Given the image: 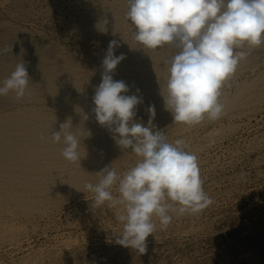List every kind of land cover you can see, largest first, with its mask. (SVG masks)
<instances>
[{
    "label": "bare ground",
    "instance_id": "bare-ground-1",
    "mask_svg": "<svg viewBox=\"0 0 264 264\" xmlns=\"http://www.w3.org/2000/svg\"><path fill=\"white\" fill-rule=\"evenodd\" d=\"M35 5L37 12L31 10ZM129 8V0H8L7 7L0 0V86L21 62L30 78L24 98L17 100L13 92L0 96V247L14 242L31 222L37 225L39 218L54 221L64 206L91 197L94 193L86 190L85 184L98 183V173L104 168L112 167L118 175L141 159L131 149L121 147L119 137L96 120L93 97L102 82V62L111 41L118 44L114 55L125 57L112 73L113 79L125 82L129 88L126 95L142 99L134 122L148 126L151 118L154 130L163 132L169 143L191 128L175 122L165 103L169 61L176 50L171 45L152 50L138 43L135 26L127 17ZM53 9L60 16L58 21H63L58 32L48 30V34L20 24L37 14L52 19ZM66 9L64 19L61 15ZM242 50L249 52L246 60L221 89L224 115L216 121L205 118L193 126L210 127L205 135L215 139L222 134L218 129L224 121H228L225 128L235 127L229 123L235 113L247 115L264 104V44ZM149 107H154V117ZM66 122L81 140L80 162L67 161L62 156L64 145L52 140L53 131ZM188 137L193 141L195 136ZM105 203L96 206L91 200L74 205L73 211L80 216L76 219L75 214L73 221L96 226L105 220L102 214L121 215ZM66 248L38 249L20 264L62 262Z\"/></svg>",
    "mask_w": 264,
    "mask_h": 264
},
{
    "label": "clouds",
    "instance_id": "clouds-1",
    "mask_svg": "<svg viewBox=\"0 0 264 264\" xmlns=\"http://www.w3.org/2000/svg\"><path fill=\"white\" fill-rule=\"evenodd\" d=\"M127 17L135 26L134 39L156 50L174 47L170 58L165 103L174 121L188 126L207 118L216 121L224 115L221 89L235 74L249 52L264 44V0H129ZM117 41L110 42L103 60L102 82L95 90L93 102L96 120L118 136L117 143L131 149L141 159L123 176L112 167L98 173L96 184L86 183L94 193V204L122 205L118 217L123 233L116 243L144 254L147 238L156 230L154 218L167 227L175 213L197 215L212 205L200 175L198 158L186 151L183 140L169 143L163 132L134 122L138 95H126L124 81L114 80L112 73L125 58L114 55ZM240 49V50H238ZM29 75L25 63H18L0 86V96L15 93L20 100L28 93ZM139 90H137L138 92ZM151 117L154 107H149ZM71 123L53 131L52 140L62 143V156L80 162L81 140ZM118 183L119 196L111 189Z\"/></svg>",
    "mask_w": 264,
    "mask_h": 264
},
{
    "label": "rangeland",
    "instance_id": "rangeland-1",
    "mask_svg": "<svg viewBox=\"0 0 264 264\" xmlns=\"http://www.w3.org/2000/svg\"><path fill=\"white\" fill-rule=\"evenodd\" d=\"M1 2L7 7L8 0ZM31 10L38 11L36 5ZM66 10L61 15L64 19L68 16ZM52 11V19L37 14L32 22L20 24L48 34L58 32L63 29V21H58L60 16L56 10ZM235 114L229 120L235 127L225 128L228 121H224L223 128H216L223 135L216 139L205 135L210 127L191 126L175 135L183 139L185 150L198 158L203 188L213 203L197 215L185 214L178 219L175 213H170L174 216L173 225L170 222L166 228L155 218L156 230L146 240V253L140 254L116 243L123 233V223L115 218L118 213L102 214L106 218L96 226L73 221L75 214L79 219V214L72 207H79L80 202H94L95 194H92L93 197L66 205L68 208L64 206L54 221L39 218L37 225L31 222L14 242L0 247V264H20L38 249L57 250L62 246L67 247V254L65 261H57L58 264H264V104L247 115ZM192 134L195 137L190 141L188 136ZM111 191L119 196L118 183ZM107 205L124 214L122 205L110 202ZM67 220L75 224H67ZM75 237L79 243L71 241ZM65 241L67 246L60 244Z\"/></svg>",
    "mask_w": 264,
    "mask_h": 264
}]
</instances>
